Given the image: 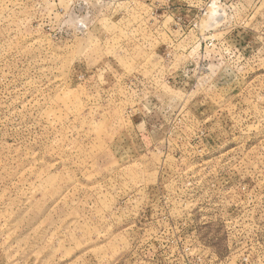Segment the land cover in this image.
Segmentation results:
<instances>
[{
	"label": "rangeland",
	"instance_id": "obj_1",
	"mask_svg": "<svg viewBox=\"0 0 264 264\" xmlns=\"http://www.w3.org/2000/svg\"><path fill=\"white\" fill-rule=\"evenodd\" d=\"M0 264H264V0H0Z\"/></svg>",
	"mask_w": 264,
	"mask_h": 264
}]
</instances>
